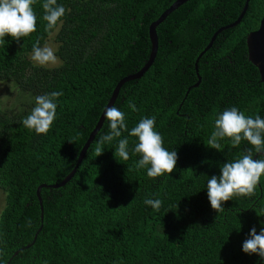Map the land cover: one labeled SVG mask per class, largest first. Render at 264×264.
Listing matches in <instances>:
<instances>
[{"label": "trees", "instance_id": "16d2710c", "mask_svg": "<svg viewBox=\"0 0 264 264\" xmlns=\"http://www.w3.org/2000/svg\"><path fill=\"white\" fill-rule=\"evenodd\" d=\"M173 1L57 0L66 14L56 34L61 64L52 68L25 59L54 30H45L44 0L33 5L36 32L0 43V80L37 95L63 93L47 135L26 129L24 114L0 111V189L6 193L0 264H264L242 247L253 227L257 234L264 228V177L254 196L229 200L219 213L206 186L223 163L250 147L232 148L227 140L220 142L223 151L207 146L217 116L237 107L264 118V88L245 44L264 0L248 1L241 21L219 32L199 57L197 71L199 53L238 17L245 0H187L157 25L150 67L121 86L113 106L125 114L128 130L155 116L164 147L177 151L171 175L151 179L136 167L137 140L129 131L105 142L97 157L96 142L109 132L104 120L72 178L40 189L41 217L38 185L60 182L74 167L116 83L148 59L149 24ZM124 138L130 158L119 162L115 151ZM146 198L160 199L159 211Z\"/></svg>", "mask_w": 264, "mask_h": 264}, {"label": "clouds", "instance_id": "9594fccd", "mask_svg": "<svg viewBox=\"0 0 264 264\" xmlns=\"http://www.w3.org/2000/svg\"><path fill=\"white\" fill-rule=\"evenodd\" d=\"M36 3L37 0H0V43L5 42L6 36H11L19 42L21 38L36 32L37 16L33 8ZM42 8L43 20L46 21L45 30L51 32L65 16L66 9L58 4L57 0H44ZM31 60L37 66L47 67L57 64L58 57L50 46L46 44L41 47L37 41L33 45ZM61 95L62 92H52L36 96L35 106L22 120V125L37 135H47L56 118V98ZM128 106L133 111L138 110L132 103ZM104 120L109 132L96 142L94 151L97 157L103 154L105 142L120 137L122 131H129L125 114L115 106L105 108ZM129 135L137 140L132 152L140 157L136 163L138 169L146 168L147 176L151 179L173 173L178 154L177 151L164 147L163 137L156 130L155 116L141 118L129 131ZM225 140L232 148H239L242 142H247L250 147L245 148L236 159L223 163L219 176L214 175L207 180L208 200L211 208L218 213L224 211L223 204L229 200L254 196L261 178L264 177V158L253 159L256 154L264 156V118L259 115L255 118L246 116L237 107L225 109L215 119L214 130L206 145L223 151L220 142ZM128 144L127 138L119 140L115 151V158L119 162L130 158ZM144 203L155 211H159L162 206L160 199L146 198ZM242 247L246 254H257L264 258V228L257 234L256 228L253 227Z\"/></svg>", "mask_w": 264, "mask_h": 264}, {"label": "water", "instance_id": "95a60500", "mask_svg": "<svg viewBox=\"0 0 264 264\" xmlns=\"http://www.w3.org/2000/svg\"><path fill=\"white\" fill-rule=\"evenodd\" d=\"M186 1L187 0H174L155 20H153L149 24L148 35H149V40H150V53H149L148 59L146 60V62L144 63V65L140 69L122 77L116 83L106 105L104 106V108H103V110H102V112H101V114H100V116L96 122V125L94 126V128L90 132L87 140L85 141V143H84V145H83V147L79 153L77 161H76L74 167L70 170V172L60 182H56V183H52V184L41 183L38 185V187L36 189V195L38 197L39 204H40L41 217H42V202H41V197H40V189L42 187L56 188V187L63 186L67 181H69L72 178V176L75 174V172L77 170L79 162L83 159L84 154H85L89 144L91 143L95 134L98 132V130L101 128V126L104 122V110H105V108L113 106L114 101L116 100L117 95L119 93V90L125 82H128L130 80L137 79V78L141 77L145 73V71L150 67V65L152 64V62L156 56V52H157V48H158V38H157V34H156L157 25L159 23H161L167 17V15H169L173 10L178 8L180 5H182ZM248 1L249 0H245L243 9L241 10L238 17L232 23L218 28L213 33L208 44L204 47V49L199 53L198 57L196 58V61H195L196 71H197V61H198L199 57L207 49H209L211 47L216 35L219 32H221L222 30L236 26L241 21L243 15H244V12L246 11ZM245 44H246V52L248 54V60L253 64V66L256 70V73H257V75H258V77H259V79L263 85V88H264V8H263L262 12L260 13L257 21L255 22L252 30L247 34ZM199 80H200V78H198V81L195 84H193L192 86H197L199 84ZM35 237H34V239H35ZM29 245H27V247ZM15 253H17V251Z\"/></svg>", "mask_w": 264, "mask_h": 264}, {"label": "rangeland", "instance_id": "374dc122", "mask_svg": "<svg viewBox=\"0 0 264 264\" xmlns=\"http://www.w3.org/2000/svg\"><path fill=\"white\" fill-rule=\"evenodd\" d=\"M60 25L61 23H59L53 32L49 34V36L45 39L44 44L41 46L43 47L47 44L54 50L55 54L57 53L59 46L56 34ZM31 55L32 52L27 53L25 55V59L32 65L37 66L31 60ZM60 64L61 61L58 58L57 64L49 65L46 68L56 67ZM34 90V88H22V86L7 80H0V111L4 115L8 116H13L14 114L19 113L21 117L23 114L25 115L24 117H27L30 114L32 108L35 106V98L38 96L37 92ZM5 195L6 193L0 189V213L5 206Z\"/></svg>", "mask_w": 264, "mask_h": 264}]
</instances>
